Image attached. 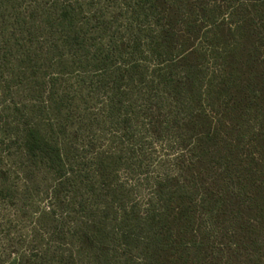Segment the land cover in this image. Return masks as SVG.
I'll return each instance as SVG.
<instances>
[{
    "label": "rangeland",
    "instance_id": "obj_1",
    "mask_svg": "<svg viewBox=\"0 0 264 264\" xmlns=\"http://www.w3.org/2000/svg\"><path fill=\"white\" fill-rule=\"evenodd\" d=\"M215 1L187 0L182 20L166 18L177 7L158 4L154 29L166 25L172 36L166 50L151 55L134 49L127 0H0V264H39L41 257L90 264L77 240L85 222L114 230L118 205L145 212L159 203L160 183L176 186L173 178L200 188L196 197L221 186L218 110L205 102L204 113L198 88L168 87L158 75L197 44L207 49ZM69 5L82 25L78 37L59 19ZM198 57L185 63H201ZM177 67L175 81L187 70ZM31 129L59 146L67 168L58 172L29 153ZM234 138L226 132L225 139ZM113 201L120 204L106 209ZM227 204L217 230L205 221L218 247L213 256L224 259L239 242L234 232L255 218L243 205L247 198ZM250 252L241 248L236 263L259 264Z\"/></svg>",
    "mask_w": 264,
    "mask_h": 264
},
{
    "label": "trees",
    "instance_id": "obj_2",
    "mask_svg": "<svg viewBox=\"0 0 264 264\" xmlns=\"http://www.w3.org/2000/svg\"><path fill=\"white\" fill-rule=\"evenodd\" d=\"M127 2L134 49L142 54L159 55L162 48L168 47L172 33L163 24L154 29L153 19L158 20L160 16L157 5L177 7L178 13L166 14V18L170 20L176 16L177 20H182L184 14L181 11L184 6L188 7L187 0ZM208 6L204 5L203 9L207 10ZM69 7H63L59 19L70 35L78 37L77 30L82 29L79 27L82 25L76 23ZM212 12L214 34L213 30L204 34L206 39L209 36L207 49L203 44H197L195 51L189 49L188 55L174 61L176 64L159 69L158 75L168 87L175 84L187 90L198 88L201 106L206 102L218 110L216 120L223 131L221 128L214 130V157L221 186L205 189L200 197H196L200 188L187 182L181 184L179 179L173 178L176 186L167 188L166 184L160 183L155 191L159 203H150L145 212H141L138 205L128 209L124 204L108 202V210L118 205L114 219L117 228L109 230L106 222L90 221L85 222L77 234L90 264H240L236 263L235 254L243 247L254 253L256 262L263 264L264 0H217ZM187 26L197 29L194 23L187 22ZM86 41L84 37L82 45ZM198 55L197 60L201 63H185L188 57ZM209 61H212L211 68L207 64ZM182 63L187 66L186 74L175 81L172 72ZM220 110L227 117H219ZM202 111L205 113L203 106ZM227 131L233 132L236 138L225 139ZM25 146L32 156L58 172L67 168L59 146H53L39 132L29 130ZM216 182L214 179V187ZM242 196L249 201V205L243 204L244 207L252 211L255 218L245 223L243 228L246 229L234 232V238L239 242L229 248L227 259L222 255L215 257L214 247H218L210 233L213 228L205 224L206 217L214 221L217 230L227 202ZM241 209L242 205H239L238 212ZM240 235L244 237L240 238ZM37 260L39 264H52L44 257ZM17 261L14 259L15 263Z\"/></svg>",
    "mask_w": 264,
    "mask_h": 264
}]
</instances>
